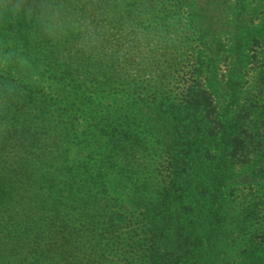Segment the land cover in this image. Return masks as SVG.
<instances>
[{"label":"rangeland","instance_id":"rangeland-1","mask_svg":"<svg viewBox=\"0 0 264 264\" xmlns=\"http://www.w3.org/2000/svg\"><path fill=\"white\" fill-rule=\"evenodd\" d=\"M175 1L64 0L66 14L79 17L96 33L98 40L90 48L83 46L84 33L50 40L34 20L21 18L0 28V57L10 49L15 53L0 68V264H53L35 262L37 237L62 222L75 247L74 264H121L128 230L119 219L132 215L127 199L134 195L122 187L132 181L152 198L164 176L160 165L167 162L151 135L156 124L140 119L130 128L124 113L131 109L137 118L153 101L173 99L175 80H159L153 67L163 63L165 54L182 62L191 46L178 23H187L186 14L175 10ZM213 2V32L243 30L251 39L244 81L258 80L263 92L246 106L252 116H264V0ZM221 71L229 76L227 66ZM92 114L101 115L100 121ZM112 140L116 151L110 148ZM96 145L101 147L96 158L106 168L115 165L101 179L86 170L88 159L80 154L83 146ZM212 149L196 162L198 169L204 167L198 181L209 178ZM255 155L242 159L235 169L239 177L227 183L222 216L206 224L208 233H214L208 242L199 241L209 251L201 264H264V155ZM248 162L253 171L242 176ZM93 181L95 189L90 190ZM114 183L119 188L113 190ZM204 192L196 204L208 216ZM199 215L196 227L204 219Z\"/></svg>","mask_w":264,"mask_h":264},{"label":"trees","instance_id":"trees-1","mask_svg":"<svg viewBox=\"0 0 264 264\" xmlns=\"http://www.w3.org/2000/svg\"><path fill=\"white\" fill-rule=\"evenodd\" d=\"M203 1L204 4L201 0L175 1L172 5L175 10L186 14L187 23H178L185 41H189L191 46L182 62L165 54L163 63H154V72L159 80L161 77L166 80L169 76L175 80L173 99L153 101L137 112V118L131 109L124 113L130 128L140 119H150L156 124L151 135L161 146L167 162L160 165L164 176L152 198L144 196L138 187L135 189L132 181L128 180L122 187L134 195L127 199L132 215L119 219L128 230L123 238L127 250L119 255L121 264H201L202 255L208 252L205 254L208 258L209 251L206 246L200 247L199 241L208 242V235L214 233H208L206 224L222 216L220 208L225 204L227 183L239 177L235 176V169L248 156H259L255 153L264 155V152H259L264 145V116L255 113L252 116L250 105L246 106L263 92L258 80L257 83L244 81L248 59L246 51L251 39L244 37L243 30L240 34L235 31L213 32L217 6L214 0ZM222 66H227L229 76L222 74ZM246 84H249L248 88H245ZM249 90L253 94L246 93ZM222 99L230 102L223 105ZM92 115L97 120L101 116ZM99 121L91 124H100ZM125 136L129 139L128 135ZM110 146L112 151H116V140H112ZM210 147H213L215 159L207 171L209 178L201 177L198 181L197 176L202 174L204 167L198 169L196 162L200 155L210 153ZM100 148L97 145L92 148L83 146L80 152L88 159L84 167L86 170L89 167L98 179L103 178L105 170L107 175L108 169L115 166L111 163L106 168L101 163L103 160L96 158L101 153ZM243 167L245 173L242 176L253 171L249 162ZM95 183L89 184L90 190L95 189ZM128 184L130 188H127ZM117 188L118 185L113 186V190ZM141 188L144 190L145 186ZM201 189L205 190V206L210 211L208 216L200 213L202 207L197 210L196 201ZM198 214L204 219L196 227ZM118 218L113 216L114 221L118 222ZM35 250L38 254L35 262L47 259L53 264H74L75 247L63 222L38 233ZM89 260L99 262V258Z\"/></svg>","mask_w":264,"mask_h":264},{"label":"clouds","instance_id":"clouds-1","mask_svg":"<svg viewBox=\"0 0 264 264\" xmlns=\"http://www.w3.org/2000/svg\"><path fill=\"white\" fill-rule=\"evenodd\" d=\"M21 18L35 21L43 36L57 40L69 32L84 33L83 46L92 47L98 40L96 33L79 17L68 16L64 0H0V28L15 25ZM15 53L10 49L7 57H0V68L6 67ZM27 64L26 59L20 61Z\"/></svg>","mask_w":264,"mask_h":264}]
</instances>
